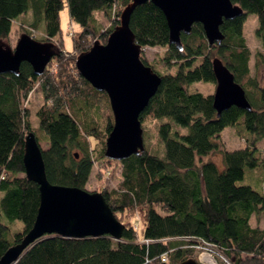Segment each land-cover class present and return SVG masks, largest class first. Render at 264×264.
Wrapping results in <instances>:
<instances>
[{"label":"trees","instance_id":"trees-1","mask_svg":"<svg viewBox=\"0 0 264 264\" xmlns=\"http://www.w3.org/2000/svg\"><path fill=\"white\" fill-rule=\"evenodd\" d=\"M128 2L0 0V42L8 40L15 21L22 22L30 15L28 28L42 35L41 40H33H55L58 49L42 76L36 77L27 63L20 65L18 76L0 75V256L31 228L39 206L38 184L25 177L22 161L24 138L32 131L38 142H48V147L41 149L50 183L84 189L97 162L98 181L104 169H109L108 178L116 176L113 188L99 189L114 216L135 212L141 227L137 231L125 223L118 240L107 235H44L14 264H175L189 257L195 260L192 246L199 242L218 251L223 261L216 264H264V228L250 224L251 216L258 217L264 210V193L238 184L246 168L263 162L255 143L264 142V84L250 76V54L241 27L246 15L255 16L254 36L260 45L254 56L257 70L258 65L264 66V0H230L243 14L222 22L220 44L209 46L200 25L194 24L188 35H180V51L168 45L166 23L156 7L150 2L135 7L128 24L134 42L140 49H165L162 64L174 67L173 73L158 75L159 85L138 119L142 123L169 118L187 132L172 134L170 124L163 122L156 127L160 155L144 148L118 161L103 160L111 112L106 95L79 76L75 58L96 39L104 43L118 24L114 20L101 32L95 27L93 13L106 18L113 14L118 19ZM65 7L79 28L70 34L71 51L64 50L60 25ZM212 58H217L241 87L250 110L229 107L216 116L211 95L187 90L196 82L215 85ZM52 64H56L55 72H50ZM35 89L43 97L36 111L37 130L30 124L28 110L21 106V100ZM237 125L250 140L241 148L220 149L216 141L220 132ZM88 137L99 144L96 149L89 147ZM217 150L221 168L202 161ZM114 162L118 168L110 167ZM14 220L23 225L12 232L9 224Z\"/></svg>","mask_w":264,"mask_h":264},{"label":"water","instance_id":"water-1","mask_svg":"<svg viewBox=\"0 0 264 264\" xmlns=\"http://www.w3.org/2000/svg\"><path fill=\"white\" fill-rule=\"evenodd\" d=\"M146 2L163 15L168 45L178 51L181 50L180 35H188L194 24L200 25L209 46L219 45L223 40L219 31L222 22L243 14L230 0H129L105 42L94 41L88 50L76 57L75 67L79 76L93 90L104 93L108 100L112 124L104 139L103 156L109 160L118 161L143 151L138 115L160 82V77L140 61L141 49L128 27L134 8ZM57 54L58 49L53 43L37 42L22 34L14 49L0 43V75L18 76L20 65L27 63L36 77L42 76ZM211 71L215 82L211 95L215 115L229 107L250 110L243 90L217 58L211 59ZM22 161L25 177L38 184L39 206L31 228L19 242L4 251L0 264H14L44 235L120 238L124 225L115 218L100 192L48 181L42 149L32 131L24 138ZM175 264L198 262L189 257Z\"/></svg>","mask_w":264,"mask_h":264},{"label":"rangeland","instance_id":"rangeland-1","mask_svg":"<svg viewBox=\"0 0 264 264\" xmlns=\"http://www.w3.org/2000/svg\"><path fill=\"white\" fill-rule=\"evenodd\" d=\"M121 11V9H120ZM93 18L95 19V27L96 29L103 32L104 30L108 29L112 21L118 20L115 15H110L109 18L104 17L101 13L95 12L93 13ZM31 21L30 15H26L22 18V22L15 21L13 27L11 29L10 36L7 41L0 42L3 46L10 47L11 49L15 48L16 42L22 34H26L33 39H40L42 35L32 32L28 27ZM60 25L62 30V37L64 43V50L71 51L72 50V38L70 34L72 32H77L79 30L78 25L70 20L68 8L65 7L60 12ZM257 22L254 15H246L241 27L242 37L245 41V45L249 50L250 58L248 61V68L250 76H255L258 80L259 84H264V66L262 64L258 65L254 69L255 65V54L260 52V45L257 39L254 36V30L256 28ZM100 44H103L98 39ZM52 43L57 46V41L53 40ZM165 49L163 48H143L140 51L139 58L143 60L150 69L157 75H163L166 73H173L174 67H167L162 64V58L164 57ZM71 55H74L71 53ZM77 57V56H76ZM76 60V58H75ZM53 61V60H52ZM51 61V62H52ZM198 62V60L196 61ZM76 68V67H75ZM56 64L50 65V72H55ZM215 85L211 83H203V82H196L192 83L188 86L187 90L189 92H199L202 95H212L214 92ZM107 98V97H106ZM108 102V100H107ZM43 104V97L38 91V89L33 90L26 99L21 100V106L23 109L28 110V119L33 129L37 130L38 128V119L36 116V111L39 109ZM109 107V104H108ZM111 112V111H110ZM112 119V116H111ZM168 122L170 124V131L173 134L175 131L179 134H185L187 132V128L179 126L175 124L169 118H160L153 121H145L140 123L142 129V142L143 148H146L149 152L155 153L157 155L161 154V145L157 138L156 127L158 124ZM105 139V138H104ZM249 136L244 132L243 128L237 125V127L227 126L224 127L223 130L220 132L219 138H217V143L220 149L225 150H232L241 148L243 144L249 141ZM89 147L95 148L99 146L95 139L88 137ZM39 144L42 149H46L48 147V142L41 140ZM255 146L257 147V156L262 159V163L259 166H256L251 169H245L244 175L238 184H245L249 185L252 189L263 192L264 193V142H256ZM73 151H78L77 149H73ZM96 151V150H95ZM103 155V154H102ZM105 157L103 156V160ZM211 161L213 162L217 168H221V159L219 150L210 153L209 155L202 158V161ZM102 161V160H100ZM99 162V161H98ZM114 168H118L117 162L112 163ZM97 162L92 166L91 172L88 175L87 182L84 185V189L89 192H100L99 189H111L116 185V176L115 174L112 175L110 178L109 176V169H104V173L101 174L99 181L95 178V171H96ZM108 167V166H107ZM109 168V167H108ZM114 170V169H113ZM114 173V171H112ZM115 218L120 221L123 225L127 222L130 226L137 229L141 227V222L135 212H124V213H117ZM250 224L256 225L260 228H264V210L258 217L251 216ZM22 222L20 220H14L11 224H9L10 228L14 230H18L22 227ZM193 247V253L195 256V260L198 264H207L201 260L202 256H210L212 259L214 258L215 262L217 263L218 260H222L220 258L218 251L208 244H203L199 242L195 244ZM209 254V255H208ZM192 258V257H191ZM223 261V260H222ZM228 264L227 261H224Z\"/></svg>","mask_w":264,"mask_h":264},{"label":"bare ground","instance_id":"bare-ground-1","mask_svg":"<svg viewBox=\"0 0 264 264\" xmlns=\"http://www.w3.org/2000/svg\"><path fill=\"white\" fill-rule=\"evenodd\" d=\"M201 261L204 262V263H207V264H210L213 262V259L210 257V256H202L201 257Z\"/></svg>","mask_w":264,"mask_h":264},{"label":"built area","instance_id":"built-area-1","mask_svg":"<svg viewBox=\"0 0 264 264\" xmlns=\"http://www.w3.org/2000/svg\"><path fill=\"white\" fill-rule=\"evenodd\" d=\"M209 255V254H208ZM163 260V259H162ZM201 261V260H200ZM210 264H216V262H215V260H214V258H213V262L212 263H210Z\"/></svg>","mask_w":264,"mask_h":264}]
</instances>
